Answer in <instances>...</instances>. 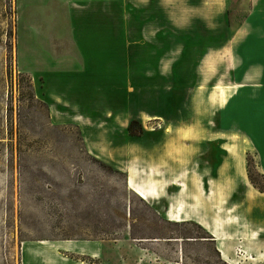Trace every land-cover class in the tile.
<instances>
[{
    "label": "rangeland",
    "instance_id": "374dc122",
    "mask_svg": "<svg viewBox=\"0 0 264 264\" xmlns=\"http://www.w3.org/2000/svg\"><path fill=\"white\" fill-rule=\"evenodd\" d=\"M104 1L92 14L78 1L0 0V264H21L22 245L53 244L85 245L75 256L93 264H264V175L245 138L226 136L220 162L207 132L202 97L221 104L226 89H185L190 75L162 89L143 75L140 42L127 89L125 42L106 41L126 26ZM239 3L229 1L232 23L248 10ZM82 51L103 72L87 89L65 74V56L79 70ZM136 184L157 196L141 198Z\"/></svg>",
    "mask_w": 264,
    "mask_h": 264
},
{
    "label": "crops",
    "instance_id": "0c3cea01",
    "mask_svg": "<svg viewBox=\"0 0 264 264\" xmlns=\"http://www.w3.org/2000/svg\"><path fill=\"white\" fill-rule=\"evenodd\" d=\"M65 1H78L82 10L92 14L99 10L102 14L103 0ZM105 1L111 11L110 4L120 6L122 16L113 23L126 26L120 40L115 35L106 40L110 43L125 42L126 48L120 49L117 57L122 59L125 67L126 88L134 87L128 72L134 67L135 56L130 48L136 42L149 46L150 53L143 51L140 57L142 71L145 70L143 75L149 79L157 76L164 90L169 83L182 81L185 75H190L194 84L184 86L185 89L203 85L210 89L215 84H221L226 89L225 94H228L221 104L218 99L212 103L202 97L210 110L211 128L207 130L213 136L210 141L217 142L221 148L226 136L232 133L247 139L249 147L245 153L250 151L256 168L264 175V0H239V6L247 3L248 10L244 13L239 7V14L242 12V15L235 23L227 19L230 0ZM113 14L110 12V15ZM98 25L103 37L101 19ZM80 54L79 70L73 69L75 61L65 56V74L78 72L80 86L86 85L84 88L87 89L96 76L103 74L99 66L101 61H95V54L92 57L84 51ZM109 69L107 73H111L113 68ZM73 90V87H68L65 92V106L69 110L75 106ZM73 115L70 121H73ZM221 155L220 162L225 155L224 150ZM84 249L85 245L77 244L22 245L21 264H93L75 256ZM89 249V256L96 257V248Z\"/></svg>",
    "mask_w": 264,
    "mask_h": 264
},
{
    "label": "bare ground",
    "instance_id": "6f19581e",
    "mask_svg": "<svg viewBox=\"0 0 264 264\" xmlns=\"http://www.w3.org/2000/svg\"><path fill=\"white\" fill-rule=\"evenodd\" d=\"M241 143H242V145H247V140H245V139H241ZM236 146H233V147H227V149L228 150H230V151H232V152H235V154H236V156H237V167L238 168H240V165H241V160H242V157H241V150H240V148L241 147H236ZM127 182L129 183V184H132L134 181H133V179L130 177V178H128L127 179ZM135 187L134 188H132V190L136 193V194H138L141 198H143V199H147V198H149V197H156L157 196V193H156V191H154V187L153 186H151L150 187V189H148V187H143V186H141V185H134ZM168 216H171L170 218H171V220H174V221H178V220H181V218L179 217V213L178 212H176V211H169V214H168Z\"/></svg>",
    "mask_w": 264,
    "mask_h": 264
},
{
    "label": "trees",
    "instance_id": "16d2710c",
    "mask_svg": "<svg viewBox=\"0 0 264 264\" xmlns=\"http://www.w3.org/2000/svg\"><path fill=\"white\" fill-rule=\"evenodd\" d=\"M133 122H134V120L129 121L127 129L130 130L132 128Z\"/></svg>",
    "mask_w": 264,
    "mask_h": 264
}]
</instances>
